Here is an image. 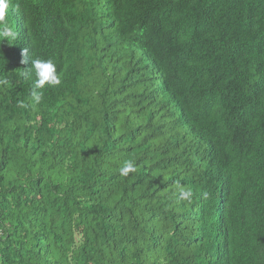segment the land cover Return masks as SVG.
<instances>
[{
    "label": "trees",
    "instance_id": "1",
    "mask_svg": "<svg viewBox=\"0 0 264 264\" xmlns=\"http://www.w3.org/2000/svg\"><path fill=\"white\" fill-rule=\"evenodd\" d=\"M7 21L0 264H264V0H10ZM35 59L61 74L38 104Z\"/></svg>",
    "mask_w": 264,
    "mask_h": 264
},
{
    "label": "clouds",
    "instance_id": "2",
    "mask_svg": "<svg viewBox=\"0 0 264 264\" xmlns=\"http://www.w3.org/2000/svg\"><path fill=\"white\" fill-rule=\"evenodd\" d=\"M10 0H0V25L3 26V30L0 31V37L15 39V31L8 25L7 14ZM26 52V50H25ZM32 70L34 71L36 80L35 85L31 91V100L34 103H40L43 98V93L40 89H43L46 84L48 85H59L61 83V74L57 71L56 64L53 60H31ZM24 105L21 104V107ZM137 170L135 162L131 159L125 160L120 168V174L127 176L129 173H133ZM177 184V200L179 201H190L193 197L191 189L183 187L180 181Z\"/></svg>",
    "mask_w": 264,
    "mask_h": 264
}]
</instances>
